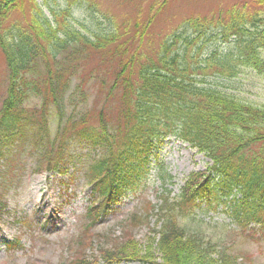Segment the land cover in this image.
<instances>
[{"label":"trees","instance_id":"trees-1","mask_svg":"<svg viewBox=\"0 0 264 264\" xmlns=\"http://www.w3.org/2000/svg\"><path fill=\"white\" fill-rule=\"evenodd\" d=\"M168 1L154 0L147 14L120 23L107 19L109 28H100L106 25L91 0H0V44L9 69L0 109V159L5 161L0 169L21 151L20 144L12 143L26 132L41 147L42 162L50 169L67 164L75 154L84 164L82 153L70 149L73 144L89 147L87 178L101 207L127 186L126 180L150 174L158 149L174 136L213 162L184 186L176 205L179 213L198 211L196 194L211 203L215 191L211 209L219 208L223 193L235 194L228 209L236 223L244 227L255 221V230L264 237V101L241 99L214 81L236 79L246 69L264 79V0H241L213 16L187 18L154 40L152 26ZM70 46L84 55H76ZM91 51L109 60L96 78L104 105L94 106L95 111L86 108L92 112L83 110L68 125L61 115L52 136L51 116L26 106L29 89L52 88L54 73L74 77L75 63ZM78 87L79 100L86 104L90 94L83 83ZM50 98L58 104L56 95ZM172 212L158 244L165 260L154 264H236L241 253H227L196 229L177 227L178 212Z\"/></svg>","mask_w":264,"mask_h":264},{"label":"rangeland","instance_id":"rangeland-1","mask_svg":"<svg viewBox=\"0 0 264 264\" xmlns=\"http://www.w3.org/2000/svg\"><path fill=\"white\" fill-rule=\"evenodd\" d=\"M91 1L97 3L101 11L97 16L106 25L100 28H109L110 22L107 19H110L111 23L132 21L136 16L143 15L154 3V0ZM239 2L241 0H169L154 21L151 38L157 40L162 35L171 33L187 18L197 15L213 16ZM14 17L16 16L8 23L15 20ZM86 22L88 27L92 28V22L90 20ZM209 43L213 44L214 41ZM70 48L76 55L79 52L84 55L81 50ZM100 55L101 52L86 53V58L80 61L77 68V76L83 82L84 91L95 94L97 104L103 102L104 90L94 76L103 73L109 65L108 58ZM8 73L7 60L0 47V108L8 85ZM214 81L219 86L233 91L241 99L250 102L264 101V79L249 69L242 71L236 79L222 78ZM74 82L77 83L76 78ZM32 99H35V96H32ZM40 104L42 103L36 98L31 100L28 106ZM49 125L50 128L51 126L54 128L56 124L51 121ZM159 153L166 169L174 177L172 184L161 185L155 175L156 169L153 168L154 177L144 185V189L141 188V191L126 197L114 212L106 214L98 224H92L88 217L84 216L90 203V196L86 192L85 179L80 175L82 170L75 171L73 175L69 174L74 171V167L76 168L73 162L67 165L68 173L49 177L47 173L35 171L37 158L33 159L26 154L20 159L18 157L19 160L14 163L17 172L11 177L13 182L9 186L8 203L10 208L24 207L26 212L31 213L32 234L35 236L32 238L33 244L29 246L26 236L28 233L21 235L19 241L23 242V246L18 250L19 256L0 254V264H82L84 259L95 262L107 254H115L122 258L129 256V259L136 260L139 258L165 260L157 243L158 226L162 216L152 211V205L160 204L162 200L160 194L164 192H170L171 196L179 194L185 179L192 172H201L206 167L207 158L175 138L167 140L159 149ZM136 212L139 217H133L132 214ZM209 216H213L212 213H209ZM209 216L207 219H210ZM213 217L217 221L228 220L223 211L216 212ZM46 219L47 225H42ZM15 229L16 226L13 225H2L1 233L12 238L16 233ZM205 234L213 242L224 244L230 253L239 250L243 256L249 255L251 260L239 261L242 264H264V241L259 239L260 235L255 228L251 229L249 234H244L237 230H225L224 226L213 228L210 225L206 226ZM120 264L143 263L133 261Z\"/></svg>","mask_w":264,"mask_h":264}]
</instances>
